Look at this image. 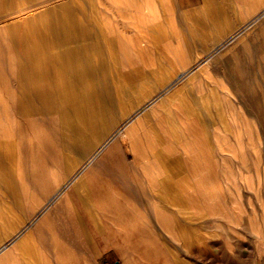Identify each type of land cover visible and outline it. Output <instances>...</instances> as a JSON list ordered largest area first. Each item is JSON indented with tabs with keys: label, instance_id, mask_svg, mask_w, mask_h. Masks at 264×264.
<instances>
[{
	"label": "bare ground",
	"instance_id": "obj_1",
	"mask_svg": "<svg viewBox=\"0 0 264 264\" xmlns=\"http://www.w3.org/2000/svg\"><path fill=\"white\" fill-rule=\"evenodd\" d=\"M253 3L221 0L220 39L194 54L175 0L0 2L15 79L0 96V264H101L104 242L123 264H235L247 239L264 254V65L248 82L256 54L233 45L264 25ZM241 5L236 27L223 12ZM153 28L166 41L143 48ZM230 53L234 84L212 67Z\"/></svg>",
	"mask_w": 264,
	"mask_h": 264
},
{
	"label": "rangeland",
	"instance_id": "obj_2",
	"mask_svg": "<svg viewBox=\"0 0 264 264\" xmlns=\"http://www.w3.org/2000/svg\"><path fill=\"white\" fill-rule=\"evenodd\" d=\"M253 1H255L256 4L253 3L252 4L253 6H250V9H249L250 12L256 11L255 10L256 5L259 6L264 2V0H253ZM220 2L221 0H211V3H212V7L210 10L211 14L208 15L211 18L204 20L203 15H205L204 12H205L207 4L209 3V0H201V2L200 0H175V7L177 8L182 7L186 9L187 11H189L190 15L193 16V19L188 20V21H183L177 13L174 15L175 17L171 18V24L175 25L177 34H179L181 39L184 41L182 42V48L189 49L194 54H199V53H203L205 51L212 49L214 45L217 44L218 40L220 39V35L222 33V29L219 26L221 22V18H222V15L219 9ZM238 7H240L239 10L241 11L243 15L239 12L238 14L233 13L231 11L223 12L224 17L228 15L234 21L235 26L240 25V23H242V20H244L246 17L245 16L246 12L244 11L245 6L241 5ZM250 14L252 15V13ZM250 14H247V15H250ZM130 15H131V12H130ZM127 18H129V16ZM125 21L126 20L124 19V23ZM160 21L161 19L160 20L158 19L156 22H160ZM195 21L199 24L196 25ZM151 24L154 25L156 23L151 22ZM137 31H138L137 29H131V28L125 29V32L127 34H137ZM151 32L153 34L154 41H158V42L155 45H145L143 46V48L152 47V46L161 47L160 44L166 40H161L162 33L160 32V30L157 28H153ZM141 33L146 34L148 33V30L142 29ZM170 38L173 39L174 37H169L168 39ZM236 39L238 42L233 43L231 40V42L227 43V45H225L223 49H225L226 47L230 46L231 43H233V45L236 46L237 54L239 56L243 55V49L247 47L250 48V50H252L254 54H256L255 59H253L251 62L250 61L248 62V67L250 68V71H249V75H246V80L248 82H255L256 79L259 78L258 67L264 65L263 62L258 60L259 51L264 50V25H262L261 27L255 26L254 28L252 27V28H248L245 30H241L237 33V35L234 36L233 41H235ZM171 44L172 45H170V47L178 46L177 45L178 43L175 41H173V43ZM229 55L226 58L217 62V64L214 63L212 67L216 71L215 74L217 73L216 74L217 78L225 79L229 82V84H234L235 80L233 76L231 75L233 69L231 68L235 64L234 63L235 59L233 58V56H231L232 55L231 53ZM213 57L214 56H212L211 59L210 58L206 59L205 61L207 62L204 61L200 67L208 63V61H211ZM156 87H160V85L157 84L155 85V88ZM163 95H165V92ZM252 95L258 96L256 92H253L252 94H249L248 96H252ZM239 97L242 99L246 98V101L248 102L247 96H239ZM247 106L248 108L246 107V109L248 110V112H251L255 116L258 114V112H260L258 107L257 106L255 107V105H253L252 103L250 104L247 103ZM42 177H44V174ZM5 235H8V233ZM103 246H104L105 251H104L103 256L100 258L101 264H123V260L121 256L116 252L115 249L111 248V246L106 242L103 243ZM252 247H253L252 239H247L244 245L238 244L237 251L234 253L235 255L234 259L231 261H235V264H264V254H259L255 252Z\"/></svg>",
	"mask_w": 264,
	"mask_h": 264
},
{
	"label": "crops",
	"instance_id": "obj_3",
	"mask_svg": "<svg viewBox=\"0 0 264 264\" xmlns=\"http://www.w3.org/2000/svg\"><path fill=\"white\" fill-rule=\"evenodd\" d=\"M11 1L12 0H0V2H5V3H9ZM6 14L7 13H4V14L0 13V17L6 16ZM5 20H8V18ZM0 69L2 70V72H4V76L2 75V78H0V96H10V94H9L10 91L8 90V88L10 87L12 82L15 83V79L13 78V76H11V73L9 74V71L11 70V68H10L9 64H6V65H1ZM1 89L4 91H1ZM41 116H45V115H41ZM49 125H50L49 120H45L44 126L49 127Z\"/></svg>",
	"mask_w": 264,
	"mask_h": 264
}]
</instances>
